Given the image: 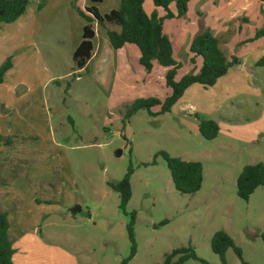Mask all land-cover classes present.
<instances>
[{
    "label": "rangeland",
    "instance_id": "374dc122",
    "mask_svg": "<svg viewBox=\"0 0 264 264\" xmlns=\"http://www.w3.org/2000/svg\"><path fill=\"white\" fill-rule=\"evenodd\" d=\"M112 4L111 0H30L32 17L40 11L35 18V44L22 51L0 47V60L11 57L12 62H27L23 57L31 54L30 62H37L36 72L24 75L40 77L35 80L38 93L40 80L48 81L44 89L46 104L39 101L22 120L33 131L21 139L49 142L45 133L49 116L56 131L55 141L68 158L62 154L54 169L62 170L68 161L74 174L63 190H56L54 181L38 180L39 188L46 184L54 189L41 194L50 200L46 206L49 216L41 224L46 253L40 258L31 253L29 262L122 264L131 253L127 226L135 211L137 252L127 264H162L167 253L190 246L207 263L190 258L182 264H223L211 246L218 230L234 239L245 261L264 264V185L248 200L238 196L236 187L245 165L264 163V65L251 64L250 69L239 71V76L233 65L224 76V86L196 85L197 98L185 95L167 113L151 114L140 109L126 118L136 99H163L165 77L162 79L156 72V82H151L148 71L143 73L132 59L119 65L114 58L109 63L97 58L82 69L73 59L86 23L78 8L99 5L109 11ZM144 9L150 13L157 6L153 0H145ZM193 17L190 14L184 21L188 23ZM106 26L120 29L113 23ZM176 56L183 63L179 75L188 73L192 66L188 54L182 49ZM253 59L251 56L247 62ZM126 68L131 69L136 80L125 76ZM159 110V105L151 109L153 113ZM196 112L219 124L216 138L206 139L200 133ZM35 113L43 116L44 122H31ZM162 150L202 163L203 181L198 192L183 194L175 188L162 155L153 163ZM130 166L134 169L132 197L122 210L120 194L108 182L122 180ZM76 205L82 209L77 210ZM226 261L243 264L233 248L226 251Z\"/></svg>",
    "mask_w": 264,
    "mask_h": 264
},
{
    "label": "crops",
    "instance_id": "0c3cea01",
    "mask_svg": "<svg viewBox=\"0 0 264 264\" xmlns=\"http://www.w3.org/2000/svg\"><path fill=\"white\" fill-rule=\"evenodd\" d=\"M102 1L107 2V0ZM111 1L113 4L109 11H103L102 6L96 5L101 14L117 8L121 0ZM170 8L173 12L177 11L175 3H172ZM29 9L30 6L21 17L12 23L0 22V47L22 51V49L26 50L35 44L37 33L35 18L40 11L32 17L34 13H29ZM155 10L160 16L165 14V10L161 7H157ZM190 14H194L195 17L189 19L187 23L184 19ZM185 17L166 19L164 23V31L172 40L176 58V52L183 49L190 60L192 57L190 44L202 28H209L212 31L229 59L237 57L240 60V63L234 65L235 74L238 76L239 71L244 72L246 67L250 69L251 64L254 65L264 56V37L254 38L256 31L264 26V1L262 0H191ZM93 28L96 35L93 39L94 54L90 60L98 58V60L102 59L103 62L109 63L114 58V63L119 61L120 65L128 63L132 59L137 63L139 70L143 73L146 71L139 63L140 51L136 45L128 43L120 49H114L110 44L106 30L102 29L98 22L93 23ZM81 40L76 43V48ZM97 40L98 42H96ZM102 49L104 50L103 54H101ZM251 56H254V59L249 64L247 61ZM5 58L0 60V65ZM23 60L27 62H14L13 60V66L7 71L4 82L0 84V138H12L11 144L0 142V210L8 212L9 233L16 249L14 264H35L29 262L33 258L31 253H34L36 258H40L46 253L44 249L47 247L45 237L42 235L41 224L49 216L47 212L50 209L46 206L50 200L42 198L41 194L54 189L52 186L47 188L46 184L39 188L38 180L42 183L54 181L56 190H63L67 186L66 181H71L74 174L66 160H64L66 164L63 163L62 170L54 169L62 154L66 159L68 158L62 146L55 141L56 131H54L49 116V123L45 128L49 142L23 141L21 139L22 135L33 131L30 127H25L22 120L27 119L32 113L31 109L34 108V105H38L39 101L46 104V90L44 89L48 84V81L40 80L39 89L41 92L38 93L35 80L40 77L24 75V73L36 72L37 62H30V53L24 55ZM201 64V58L198 57L196 66L199 68ZM125 66L130 67L129 64ZM234 66L229 69L228 73ZM192 68L193 65L190 66V71ZM156 72H159L160 77L164 79L167 68L155 62L153 69L148 72V80L155 83ZM124 74L125 76L128 74L127 77L136 80L130 68H126ZM224 84L223 76L214 87L224 86ZM196 85L201 84L191 85L180 100L183 101L185 95L188 99L197 98L198 86ZM204 88L206 87L204 86ZM169 93L170 89L166 87L163 98ZM196 114L199 113L196 112L195 116ZM38 115V113L31 115L30 121L44 122L43 116ZM58 132H61V128L58 129L57 134ZM39 192L40 195H36Z\"/></svg>",
    "mask_w": 264,
    "mask_h": 264
},
{
    "label": "trees",
    "instance_id": "16d2710c",
    "mask_svg": "<svg viewBox=\"0 0 264 264\" xmlns=\"http://www.w3.org/2000/svg\"><path fill=\"white\" fill-rule=\"evenodd\" d=\"M98 1V0H94ZM145 0H121L117 8L110 12L101 14L99 9L93 5L86 9L78 8V12L85 19L83 26L82 40L74 51L73 59L76 67L85 68L94 54L93 39L96 35L93 22L98 21L106 28L110 44L114 49H120L130 43L138 47L140 51L139 63L146 71L150 72L154 63L166 67L165 82L170 93L165 98L158 99L138 98L127 110L125 117L129 118L140 109H147L151 114H164L171 111L172 107L183 97L185 91L193 84H201L205 87L214 86L217 81L225 76L229 69L240 63L237 57L229 59L222 48L219 40L213 35L209 28H202L192 39L190 52L192 57L190 63L193 68L188 73L178 75L182 63L175 57L173 43L169 35L164 31L166 19L185 17L188 12V5L191 0H153L155 6L162 7L165 14L160 16L154 10L148 14L144 9ZM264 1V0H262ZM30 0H0V22L12 23L21 17L29 5ZM172 3L176 4V12L170 8ZM106 23H113L120 27L119 30L107 28ZM264 37V26L256 31L255 39ZM201 58V66H196L197 58ZM257 65H264V56L257 61ZM13 66L11 57H8L0 65V84L4 82L7 71ZM160 106L157 113L151 109ZM199 131L206 139H214L220 131L219 124L214 119L201 117ZM12 138H0V142L11 144ZM162 155L171 171L175 188L183 194H194L202 187L203 165L199 161H186L180 157L171 156L167 151H159L156 157ZM133 167L130 166L127 173L120 181H110L108 185L119 192L120 208L126 209L132 197L131 175ZM264 185V163L258 162L245 165L237 178V194L240 198L248 200L250 195L259 187ZM81 210L80 205H76ZM136 212L132 213L131 221L128 224V233L132 242L130 255L122 261L127 264L137 252V245L134 236V224ZM167 222V220L165 221ZM10 222L8 212L0 210V264H14L16 249L9 233ZM264 240V231L261 234ZM212 249L219 254L223 264H227L226 251L233 248L239 255L243 264H251L242 257L241 248L236 245L234 239L224 230L214 233L211 241ZM190 258L204 259L198 257L193 247L174 249L167 253L162 264H182Z\"/></svg>",
    "mask_w": 264,
    "mask_h": 264
}]
</instances>
